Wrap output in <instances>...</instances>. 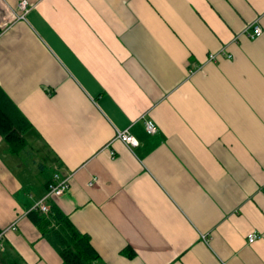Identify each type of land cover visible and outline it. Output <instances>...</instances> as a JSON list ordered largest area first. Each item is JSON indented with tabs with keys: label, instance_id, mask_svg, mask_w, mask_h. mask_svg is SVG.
<instances>
[{
	"label": "crops",
	"instance_id": "1",
	"mask_svg": "<svg viewBox=\"0 0 264 264\" xmlns=\"http://www.w3.org/2000/svg\"><path fill=\"white\" fill-rule=\"evenodd\" d=\"M22 1L0 0V86L52 172L0 133L16 257L63 264L29 216L60 172L53 202L99 253L90 264H264V0Z\"/></svg>",
	"mask_w": 264,
	"mask_h": 264
},
{
	"label": "trees",
	"instance_id": "2",
	"mask_svg": "<svg viewBox=\"0 0 264 264\" xmlns=\"http://www.w3.org/2000/svg\"><path fill=\"white\" fill-rule=\"evenodd\" d=\"M32 128L31 122L11 100L8 94L0 86V133L9 143L10 149L21 155L29 163L32 153H35L33 145L26 137V133ZM42 165V164H41ZM44 165H42L43 167ZM59 173L60 172H55ZM47 183V189L53 181V176ZM62 175V174H61ZM50 210L43 213L33 209L29 216L39 227L42 234L53 244L63 258V264H90L98 259L99 253L93 247L88 236L82 234L61 208L49 201ZM0 229V242H1ZM129 255L134 251L128 247ZM0 264H25L16 257L12 251L5 250L0 255Z\"/></svg>",
	"mask_w": 264,
	"mask_h": 264
},
{
	"label": "built area",
	"instance_id": "3",
	"mask_svg": "<svg viewBox=\"0 0 264 264\" xmlns=\"http://www.w3.org/2000/svg\"><path fill=\"white\" fill-rule=\"evenodd\" d=\"M27 0H23L20 3V7L22 9H27ZM250 37H257L263 33L262 28L258 24H254L252 27H249L245 31ZM219 52H212L208 55V59L211 61H216L218 58ZM228 57H231L228 54ZM146 129L149 133H155L158 130L157 125L150 119L146 120ZM118 136L123 140L125 143L129 144L130 146H135L138 144L137 138L130 133L127 129L121 130L118 132ZM72 175L63 176L59 173H55L53 176V181L50 183L47 194L44 198L40 199L34 206V209L39 210L43 213H47L50 210V200H54L57 197L62 196L68 189L70 185V179ZM18 220L13 222L11 225L7 227V229L16 228ZM258 235L256 233H249L248 240L249 242H254L257 239ZM0 245L2 243L0 242ZM4 249V248H3Z\"/></svg>",
	"mask_w": 264,
	"mask_h": 264
},
{
	"label": "rangeland",
	"instance_id": "4",
	"mask_svg": "<svg viewBox=\"0 0 264 264\" xmlns=\"http://www.w3.org/2000/svg\"><path fill=\"white\" fill-rule=\"evenodd\" d=\"M29 142L31 144H34L32 143L30 140ZM35 142V146H38L42 152H35V153H32V158H30V162L27 163L20 155L22 161L24 164L28 165L29 167H31L32 169L35 168L36 170V173L38 174L39 176V173L42 175V176H47L49 175L51 172H52V169H51V166H50V163L46 162V159L50 162L49 159H52V154L50 153V151L47 150V148L45 146H43V143L38 141H34ZM34 147V146H33ZM49 157V158H48ZM44 165V169L42 170L41 167L42 165ZM1 243L2 245H0V255L5 251V248L6 249H10V247H8V243L6 240H4L3 238L1 239ZM4 248V249H3ZM8 251H12L13 254H14V251L12 249L8 250Z\"/></svg>",
	"mask_w": 264,
	"mask_h": 264
}]
</instances>
